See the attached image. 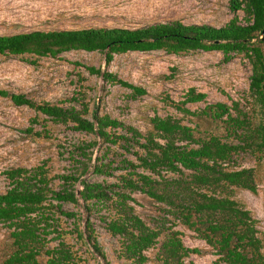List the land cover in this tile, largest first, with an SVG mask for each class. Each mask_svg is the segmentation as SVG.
Masks as SVG:
<instances>
[{
	"label": "trees",
	"instance_id": "obj_1",
	"mask_svg": "<svg viewBox=\"0 0 264 264\" xmlns=\"http://www.w3.org/2000/svg\"><path fill=\"white\" fill-rule=\"evenodd\" d=\"M227 6L232 13H243V23L233 16L217 27L171 20L132 28L92 26L0 34V55L57 58L70 50L96 51L103 55L106 64L115 54L131 51L162 50L178 55L215 50L221 53L223 62L241 54L249 65L247 97L255 108L250 116L237 100H231L229 105L219 101L206 103L198 113L192 112L184 105L202 101L205 94L190 87L182 100H165L183 114L203 115L219 123L223 136L201 134L171 116L157 115L148 118L149 129L141 133L107 114L92 112L88 119L85 104L77 109L37 103L21 93L0 88V96L7 97L14 105H25L52 122L69 124L75 131L93 133L106 143L105 150L93 156L92 172L114 177V181L81 179L80 172L86 166L73 160L81 166L79 173L58 175L62 185L54 190L49 186L43 165L5 169L2 173L7 186L0 192V223L8 229L10 250L0 264H38L40 255L45 256V264H80V256L61 238V229L53 218L55 213L72 218L71 232L75 238L83 240L101 264H109L91 222L86 218L79 228L75 222L78 215L61 208L65 202H80L86 215L101 207L106 209V215L97 217L104 230L116 237L117 256L130 264H144L145 251L159 237L162 238L155 252L157 261L194 264L185 258L199 250L183 245L181 232L174 229L178 224L211 249L215 255L213 264H264L257 220L243 203L233 198L235 188L255 192L254 169L229 167L233 156L241 152L264 166V39L259 38L264 27V0H227ZM73 63L82 66L88 74L128 88L130 97L145 93L143 88L99 67ZM36 135L46 136L47 131ZM95 143L76 145L74 152L90 161ZM108 145L122 150L119 158H108ZM124 153L133 155L134 160L124 157ZM113 170L122 173L114 175ZM76 184L80 188H75ZM134 192L159 203L157 219L152 225L134 212L131 196ZM50 240H56L51 247L47 246Z\"/></svg>",
	"mask_w": 264,
	"mask_h": 264
},
{
	"label": "rangeland",
	"instance_id": "obj_2",
	"mask_svg": "<svg viewBox=\"0 0 264 264\" xmlns=\"http://www.w3.org/2000/svg\"><path fill=\"white\" fill-rule=\"evenodd\" d=\"M233 16L243 23V13H232L227 0H0V34L92 26L132 28L171 20L217 27ZM221 59V53L215 50H195L178 55L162 50L131 51L115 54L107 64L104 63L103 55L96 51L70 50L62 52L57 58L0 55V88L21 93L37 103L48 102L77 109L85 104V117L88 119H91L92 112L107 114L141 133L149 129L148 118L157 115L171 116L201 134L223 136L219 123L203 115L183 114L168 103V100H182L184 92L192 87L205 94L202 101L184 105L192 112L198 113L206 103L219 101L229 105L231 100H237L250 116L254 115L255 108L247 97L250 69L246 59L241 54H234L228 62ZM29 60H34V63H29ZM73 62L99 67L101 71L110 72L117 78L143 88L145 93L130 97L128 88L108 83L98 75L88 74L82 66ZM42 130L47 131L46 136L36 135ZM91 141L96 143L91 148L90 161L76 155V145ZM106 146L93 133L78 132L71 129L69 124L52 122L40 112L25 105H14L7 97L0 96V192L7 186L2 173L5 169L36 165H43L46 169L49 186L54 190L60 189L62 180L58 175L78 174L81 169L80 164L73 160L86 166L85 171L80 172L81 179L114 181L113 176L92 172L93 156L103 152ZM108 146V158H119L122 150ZM123 156L134 160L129 153ZM232 160L229 167L254 169L255 192L235 188L233 198L243 203L257 220L264 254V166L243 152L234 155ZM119 173L122 171H112L114 175ZM75 188L80 187L76 184ZM131 196L134 198V212L146 224L152 225L157 219L159 203L139 192ZM61 208L78 215L75 222L79 228L88 218L109 264H130L128 260L117 256L116 237L104 230L103 223L97 217L106 215V209L101 207L99 211L93 210L92 214L86 215L80 202H65ZM53 218L61 229L62 240L80 256V264H101L88 245L76 239L71 232L72 218L57 213ZM174 229L181 232L184 246L199 250L198 253L188 254L185 261L213 264L215 255L202 240L195 238L182 225L178 224ZM161 238L145 251L147 261L144 264H161L155 259ZM9 243L8 229L0 223V261L10 250ZM55 243L56 240H50L47 246L51 247ZM38 264H45V256L38 257Z\"/></svg>",
	"mask_w": 264,
	"mask_h": 264
},
{
	"label": "water",
	"instance_id": "obj_3",
	"mask_svg": "<svg viewBox=\"0 0 264 264\" xmlns=\"http://www.w3.org/2000/svg\"><path fill=\"white\" fill-rule=\"evenodd\" d=\"M259 38H260L261 40L264 39V27H263V29L261 30L260 34H259Z\"/></svg>",
	"mask_w": 264,
	"mask_h": 264
}]
</instances>
